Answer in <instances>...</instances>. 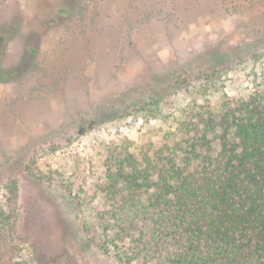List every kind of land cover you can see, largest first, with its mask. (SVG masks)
I'll return each mask as SVG.
<instances>
[{
    "label": "rangeland",
    "instance_id": "obj_1",
    "mask_svg": "<svg viewBox=\"0 0 264 264\" xmlns=\"http://www.w3.org/2000/svg\"><path fill=\"white\" fill-rule=\"evenodd\" d=\"M10 5L0 25L26 13ZM51 9L0 29L10 36L0 39V264H125L90 228L106 202L109 150L155 152L192 98L186 79L212 75L216 101L248 92L249 73L264 69V0H60Z\"/></svg>",
    "mask_w": 264,
    "mask_h": 264
},
{
    "label": "trees",
    "instance_id": "obj_2",
    "mask_svg": "<svg viewBox=\"0 0 264 264\" xmlns=\"http://www.w3.org/2000/svg\"><path fill=\"white\" fill-rule=\"evenodd\" d=\"M256 72L248 92L218 101L212 75L186 79L192 98L155 152L109 150L106 202L90 227L104 252L113 247L125 264H264V69Z\"/></svg>",
    "mask_w": 264,
    "mask_h": 264
},
{
    "label": "flooded vegetation",
    "instance_id": "obj_3",
    "mask_svg": "<svg viewBox=\"0 0 264 264\" xmlns=\"http://www.w3.org/2000/svg\"><path fill=\"white\" fill-rule=\"evenodd\" d=\"M11 1L12 0H0V11L2 9H4L5 6L8 7L11 4L10 7L12 9L24 11L26 13L28 11V13L27 14L25 13L22 16V19H20L19 21H10L6 25H0V29H2V28H14V27L21 28V26H24L25 24L30 25V21H32L30 19V15H31L30 13L32 12V10H33V13L36 14L35 16L37 17L36 19H34V21L39 22L41 19L45 18L44 16H46L45 14L47 13V11L52 10L51 9L52 6L56 7L57 5H59L60 0H46L42 3L41 7H40V4L39 5L31 4V6H30L26 3L23 4L22 2H20L18 0H15L14 2L10 3ZM41 10H44V11H41ZM60 10L61 9H59V11ZM15 22H18V25H15ZM9 37H10L9 33L6 34L5 36H3L2 33H0L1 42L3 40L8 39Z\"/></svg>",
    "mask_w": 264,
    "mask_h": 264
},
{
    "label": "water",
    "instance_id": "obj_4",
    "mask_svg": "<svg viewBox=\"0 0 264 264\" xmlns=\"http://www.w3.org/2000/svg\"><path fill=\"white\" fill-rule=\"evenodd\" d=\"M3 56V49L1 50L0 52V60H1V57ZM0 73H1V63H0Z\"/></svg>",
    "mask_w": 264,
    "mask_h": 264
}]
</instances>
